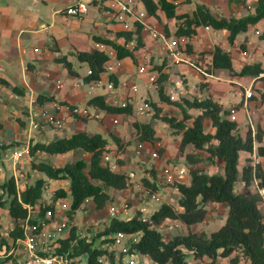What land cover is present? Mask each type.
I'll list each match as a JSON object with an SVG mask.
<instances>
[{
	"label": "trees",
	"instance_id": "trees-1",
	"mask_svg": "<svg viewBox=\"0 0 264 264\" xmlns=\"http://www.w3.org/2000/svg\"><path fill=\"white\" fill-rule=\"evenodd\" d=\"M238 1L242 4L246 0ZM149 16L160 19V13L166 18H173L178 22L174 34H185L193 37L197 29L203 26L212 27L215 30L226 31V41L234 45L237 35L255 25L259 20L264 21V0H255L253 10L239 16H218L213 14L204 3L196 4L194 9L188 12H177L178 3L175 0H139ZM165 33L168 30L164 27ZM135 34V37L133 36ZM264 39V27L259 35ZM116 38H105L93 36L94 41L110 46L114 50L115 58L125 59L127 57L135 61V52L144 43L141 39L140 27L133 31H117ZM121 37L123 43L116 39ZM135 39V45L129 48L125 44ZM245 42L239 44L241 50L245 49ZM186 51L203 55L208 53L210 60L205 62V69L212 72L214 68H224L232 75L256 76L264 73V67L260 61L243 63L239 70L234 64V54L226 51L220 45L214 44L209 50H193L191 42L186 45ZM79 61L85 62L90 69L89 74L83 76L87 82L96 79L104 71V64L109 56L98 49L83 50L76 52ZM70 74L76 73L70 62L63 61ZM166 66L165 60L162 64L155 66L160 71L158 81L162 82L168 78V72H161ZM116 82V76L109 75ZM264 79V75L262 76ZM158 99L161 102H169L168 96L164 94L161 84L157 90ZM264 97V92H261ZM181 102H174L179 108L178 115H159L160 107L156 102H150L158 118L174 131L180 133L178 151L185 156L188 163L187 179L175 180L171 186L177 191V209L170 203H162L160 207L150 215L152 224H159L165 219L178 220L186 228L184 232H177L164 239L161 232L151 227L149 222L139 218V210L129 219L112 217L98 235H110L116 231L127 233H139V238L133 246L156 264H187L189 257L198 261L208 259L205 264H217L219 258L226 259V264H242L241 258L248 261L247 264H264V213L260 208L262 196L258 192H251L250 187L253 180L258 187L264 189V131L257 128L254 133L248 128L245 135H241L239 123L229 120L226 116L227 110L210 96L199 98L195 96L182 97ZM87 104L97 106L107 113L118 116H132V105L112 106L109 105L103 94H95L88 98ZM190 108L197 109L196 114H191ZM84 117L82 120H87ZM206 122L210 123L212 131L205 129ZM134 135L140 141H158L155 129L148 121H141L134 117L132 122ZM111 139L118 149H124L129 140H122L118 135H111ZM122 140V142H121ZM108 140L99 132L89 134L86 130H78L68 136L54 138L48 142H36L29 145V154L41 151L50 155L64 154L80 149L88 154V160L77 158L65 162L60 166L53 165L50 161H31V168L45 175L44 178L37 177L30 184L22 188L16 186L13 176L0 182V209H5L13 227L9 230L7 237H1L0 241L5 245L4 252L0 254V264H18L14 249L17 239L22 237V229L19 222L28 215V210L22 204L36 206V202L42 197L43 185L46 179L69 180L68 192L59 188L55 191L49 203L43 202L38 205L36 216H42L44 210L54 206L58 197L70 196L71 203L67 211L68 219L72 220L75 210L85 198L93 200L96 206L106 205L110 199L109 190L122 191L125 189V173L111 171L103 162L102 156ZM9 144H1L0 149L8 147ZM202 152L204 158L219 160L222 163V173L218 170L206 172L198 165L201 158L187 152L188 148ZM164 148L159 149L162 153ZM248 153L246 162L238 168L239 152ZM121 162L120 160L118 161ZM150 176H142L140 181L143 186L151 191L161 189L154 167L150 168ZM241 184L246 191L236 190ZM213 202L224 203L227 207V215L223 224L208 235L202 231L190 229L194 224L203 221L207 216L206 205ZM34 221V219H31ZM110 239L102 238L101 243ZM94 235L90 238L80 235L76 224L70 226L66 236L59 239V246L54 248L58 254L67 258H85V264H102L101 256L106 249L99 248L94 244ZM77 261L74 260L73 263Z\"/></svg>",
	"mask_w": 264,
	"mask_h": 264
},
{
	"label": "built area",
	"instance_id": "built-area-1",
	"mask_svg": "<svg viewBox=\"0 0 264 264\" xmlns=\"http://www.w3.org/2000/svg\"><path fill=\"white\" fill-rule=\"evenodd\" d=\"M90 1L91 0H68L63 11L67 15L81 18L86 14ZM137 3H139V0H102L100 10L101 14L109 19V21L119 24L120 31H133L139 26L141 39H143V35H146L155 42L157 52L160 54V61L156 63H151L149 61V47H146L144 44V46L136 51H139L138 54L135 52L136 58L135 61L132 62V70L125 69L124 61L115 58L112 47L100 42H95V49L103 50L109 58L105 62L104 71L99 77L87 81L85 84H88L91 91H94L98 86H102L105 90L102 94L109 105L126 106L130 104L132 105V116L139 120H147L156 114V110L150 102L138 96V84L132 79L133 76L143 78L145 84L154 85L156 83L157 86L160 71L155 66L162 64L164 60L165 62L167 61V64H186L204 78L213 75L210 71L205 69L206 66L203 67L200 64V60L196 58L195 55H191V53L186 51V45L191 42V37L185 34L176 35L174 32L172 34H166L164 29L158 26L154 18L149 16L145 9L139 8ZM204 28L208 29L209 26H204ZM254 32L255 34H259L260 30L256 29ZM133 36L135 37V34H133ZM246 43L247 45L251 44L249 40ZM125 45L132 48L135 45V39L130 40ZM33 50L38 51V48H34ZM89 73L90 69L87 70L86 74ZM109 75L116 76V82L113 81ZM263 75L264 73L260 72L255 77L260 78ZM169 78L168 81H172L173 83L172 87H167V80L159 82L160 85H164V94L168 96L169 99V102H156V105L160 107L159 115H178L179 108L174 102H181L180 98H182L183 95L195 94L196 86L194 84L184 88L179 75H174L171 79ZM252 82L248 87L243 89L244 100L242 102V107L249 119L251 131L254 133L255 128L253 124H251V114L253 110L248 106V100L253 96V90L251 88ZM56 86L58 88L61 87L60 84ZM163 104L167 107L166 114H162L161 111ZM90 109L93 111H90ZM226 110L227 118L237 121V107L231 106L229 109L226 108ZM37 111L41 120L56 129L69 125L74 126V121L76 119H82L84 117L100 118L105 112L103 109L90 104L77 106L75 104H68L55 100L51 101L48 105L38 107ZM109 119L113 125L120 126L118 115L112 114ZM129 141H131L127 145L130 149L129 155L119 152L115 146L106 144L102 156V162L111 171H124L126 187L122 191L126 192V196L122 198L121 202L108 203L102 207L96 206L90 198H85L79 206V208L85 207L83 212L85 223L89 225L88 228H92L94 231L95 246L106 249V253L100 258L102 264H156L151 261L147 255L139 252L133 246V244L138 241L139 233L116 231L110 235H98L112 217L117 216L129 219L139 210V218L144 222H149L151 227L157 228L164 239L173 235L169 234V231H165L166 229H174L176 232H180L183 229V224L178 220L165 219L161 223L155 225L151 223L149 217L165 202L172 204L177 209L176 201L172 197V193L177 194V191L171 184L175 180L187 179L188 165L176 166L172 162H165V160H162L158 173L156 171L158 184L161 185V189L151 191L143 186L140 179L143 175L147 177L151 175L146 169L152 168L151 163L155 159H160L159 149L161 148V144L159 140L154 142L140 141L136 135H132ZM187 152L196 156L199 155L198 151L190 147L187 149ZM28 156L29 146H23L13 150L11 154L13 165H16L19 160ZM181 158L185 159V156L182 154ZM119 160L121 161L120 163L118 162ZM146 163L148 164L146 168L143 169L142 166H145ZM137 172H140V175ZM15 182L16 186L20 188L19 185L21 184L19 181L17 182V180H15ZM68 186L69 180L67 178L46 179L43 185L42 197L36 202V206L25 203L22 204L23 208L28 210V215L19 222V227L22 229V237L17 239L16 263L73 264L76 258H67L65 255L58 254L54 251V248L60 244L59 239L66 236L70 226L75 224L74 216L72 220L67 217L71 199L67 204H64L65 202L62 201L61 208H58L56 205L57 201L65 198L59 197L56 199L55 205L52 208H46L42 216H36L40 203H49L55 191L59 188H63L68 192ZM248 189L251 190V192H258L261 194L263 199L260 203V208L264 213V189L258 187L255 180L252 181ZM167 190V196L169 195V197L166 196ZM31 219H34V221ZM12 227L10 229H12ZM86 235L88 236V233ZM106 237L110 240L106 243H101V239ZM16 249H14V251ZM21 255H24V257L22 258ZM189 263L197 264L196 259H194L192 255L188 259V264Z\"/></svg>",
	"mask_w": 264,
	"mask_h": 264
},
{
	"label": "crops",
	"instance_id": "crops-1",
	"mask_svg": "<svg viewBox=\"0 0 264 264\" xmlns=\"http://www.w3.org/2000/svg\"><path fill=\"white\" fill-rule=\"evenodd\" d=\"M101 1L102 0H91L86 14L81 18H77L64 13L63 10L68 0H0V143L9 144L8 147L0 149V182L13 176L17 182L19 181L21 184L19 186L22 188L26 184L33 182L37 177L44 178L45 175L43 173L31 168V161H50L52 157H54L53 160H58L57 156H61L62 154L50 155L41 151H36L33 155H29L19 160L16 165H13L11 158L12 151L36 142H48L57 137L68 136L76 131V126L78 128L82 126L83 120L76 119L74 121V126L69 125L60 129L51 127L48 129L50 126L38 116V107L48 105L54 100L75 104L77 106H84L87 104L89 97L94 94H102L91 92V90L88 89L89 87L87 89L90 91H88L84 87L85 82L83 81V76L86 74L88 67H86L85 72L81 74L75 69V62L73 60V57L77 58L76 52L96 48L94 45L96 41L93 39L94 35L112 39L116 38V32L120 31L118 23L109 21V19L102 16L100 10ZM175 1L178 3L176 7L177 12L190 13L195 7V4L189 3L190 5L188 4L187 8H183L182 3L179 4L180 0ZM230 2L228 0H218V6L215 5L217 13L211 11L210 3L204 0H200L199 3H204L215 15L239 17L253 10L255 0H246L245 4L238 1H232L233 3ZM220 4H222V6ZM244 5L248 6L249 9L245 10ZM162 17L160 13V19ZM165 19L169 22V31H171L174 25L176 29L178 24L176 20L166 17ZM154 20L158 26L164 29L158 20L155 18ZM263 27L264 21L259 20L255 25L251 26V29H258L261 31ZM209 29L210 27L205 29L204 26L197 29V33L194 37L199 35L201 40L200 47L197 48L198 50H209L214 44H217L214 38H210L203 34ZM215 31L218 32V30ZM222 31L224 32L223 36H220V38H222L220 42H222V45H225V43L228 44L226 41V31ZM116 40L119 43L123 42L121 37H117ZM248 40L251 42L249 45L246 43ZM142 41L146 47H149L150 51H157L155 42L148 36L144 35ZM241 42H245L247 45L243 50L239 48V43ZM191 44L193 50H195V42H193L192 38ZM222 45L220 46L225 48L226 51L230 50V52L234 55H239V58L242 59L238 67H235L236 70H239L243 63L259 61V56L264 51V49L258 46L257 42L252 40L249 34H244L243 36L238 34L235 44H228L230 48ZM34 48H38V51H34ZM138 53L139 51L136 52V54ZM194 54L195 53H191V55ZM64 59L70 62L72 69L75 70L76 73L70 74L67 71L65 63L63 62ZM202 59L204 62L209 61V54L204 53ZM123 61L125 69L132 70V62L134 61L129 57L123 59ZM159 61L157 57L154 63ZM81 63L83 62H79V65H81ZM167 65L170 67L165 68V66L161 72L169 71V79L174 75H182L181 77L185 79L184 81L187 85L198 84L200 87H203L202 94L199 98L210 96L221 104L222 107L223 104L218 101V99L226 90L234 89L236 86L243 90L248 87L252 81L256 87L264 86V80L261 77L232 75L229 70L224 68H214L211 72L213 76L204 78L186 64L181 63L172 66L168 63ZM175 72L178 73L174 74ZM188 73L198 76L199 80L197 82H189L186 78ZM168 78L166 79L167 81ZM202 83L206 84L203 85ZM57 84H60L61 87L58 88L56 86ZM197 93L195 89V94ZM253 98L248 100L249 108L256 111V113H254L256 119L264 117V97L256 95V97ZM243 100L242 97V102ZM242 114V112L237 110V119H239V117L243 119L244 116H242ZM108 119V116H105L101 122L102 124H100L103 133L107 134L110 129V127L107 129ZM115 128L117 135L122 137L120 132L125 130L116 126ZM262 128L261 129L264 131L263 126ZM80 130L84 129L81 128ZM127 133L130 136L134 135L133 130ZM128 134H126L124 138L130 139ZM130 142L131 141H129V143ZM107 144L117 148L111 138L108 139ZM127 145L122 150L117 148L118 151L123 152L125 155H129L130 149ZM181 155L182 154L179 153L176 147V152L167 153L165 160L174 163L184 159L181 158ZM51 163H53V161ZM147 164L148 163L142 166V168L145 169ZM221 167L222 163L220 162V169ZM218 168L219 167L216 169L218 170ZM8 170L11 173L10 176H6ZM140 172H138L139 175ZM236 188L238 191L245 192V188L241 182H239ZM1 192L2 189L0 188V193ZM207 206H213V204L209 203L206 207ZM207 260L208 259L203 258L201 261H198V264H205ZM240 261L242 264L248 263V261L243 258H241ZM217 264H226V259L219 258Z\"/></svg>",
	"mask_w": 264,
	"mask_h": 264
},
{
	"label": "rangeland",
	"instance_id": "rangeland-1",
	"mask_svg": "<svg viewBox=\"0 0 264 264\" xmlns=\"http://www.w3.org/2000/svg\"><path fill=\"white\" fill-rule=\"evenodd\" d=\"M204 1L211 4L212 7L210 6V9H211V11L213 13H217L216 6H218L217 5L218 4V0H204ZM199 2H200V0H180L179 4L182 3V7L183 8H187L189 3H193V4L196 5V3H199ZM137 4H138L137 6L139 8L144 9L143 5L140 2L137 3ZM220 5L222 6V4H220ZM244 7H245V10L249 9L248 6H246V5H244ZM162 16H163V14H162ZM157 20L163 27H166L167 30L169 29V27H168L169 26V22L166 21L164 16L161 19H157ZM222 30L223 29H219L218 32H216L215 29L210 27V29L208 31H206L205 33H203V32L202 33L204 35L209 36L210 38H214L216 40L217 45H222V42H220V41H222L221 40L222 38H220V36H223V32H224ZM174 31H175V25L173 26L171 31H169V34L174 32ZM253 31L254 30H252L251 27H250L247 30L246 33L243 32V33H240L239 35L243 36L244 34H246V35L249 34V36L252 38V40L254 42H257L258 46H260V48L264 49V39L260 38ZM238 38H241V37H238ZM143 39H144V35H143ZM192 39H193V42H195V48H196L195 50H198L197 48L200 47V41H201L200 38H199V35H197L196 37L193 36ZM223 43H225V42H223ZM228 44L225 43V45H222V46L230 48V46ZM245 46H247V45H245ZM200 51H203V49H201ZM159 56H160V54H158L157 51H150V49H149V58H150L149 61L151 63H154V60L156 61L157 57L160 58ZM195 57L200 60V62H201L200 64L204 67L205 66V62L202 59L203 55H200V53H199V55H195ZM234 58H235V60H234L235 67H238V65L240 64V61H242V59L239 58V55H234ZM73 60L75 62V65H74L75 69L77 71H79V73L83 74L85 72V70H86V67H88L87 64L83 62V63H81V65H79V62H81V61H79L75 57H73ZM259 61L262 64V66L264 67V53H261V55L259 56ZM171 65L173 66L174 64H171ZM169 67H168L167 61H166V67L165 68H169ZM87 70H88V68H87ZM176 73H178V72H175L174 74H176ZM168 74H170L169 71H168ZM181 76L182 75H179V77L181 78L183 86L187 87L188 85L185 83V81H184L185 79H183ZM186 78H187V80L189 82H197L199 80L198 76H195V75L190 74V73L187 74ZM132 79L138 84V96H141L147 102H153V101L154 102H159L158 92H157L158 86L160 85L159 81H157V86H156V83L154 85L145 84L144 83V79L141 78V77L137 78V77L133 76ZM202 84L205 85L206 83H202ZM263 84H264V82H263ZM166 85H167V87H172L173 83H172V81H168L166 83ZM195 86H196V92H198L196 95L195 94L183 95V97H186V96H188V97H191V96L199 97L202 94L203 87H200L198 84H195ZM84 87L87 89L88 88V84H84ZM251 88L253 90L252 98L254 97V95H255V97H256V95H259V97H260L261 96L260 95L261 92H264V86L256 87L252 83L251 84ZM167 90H169V89H167ZM88 91H90V90H88ZM104 91L105 90H104V88H102V86H98V87L95 88V90L93 92L103 93ZM242 91L243 90H241L237 86L234 89H228V90H226L224 92V94H222L220 96L218 101H220L223 104V108L229 109V107H231V106H236L238 111L243 113L242 116H244V118L241 119L239 117V119H237V121L239 123V129H240L239 131H240L241 135L244 136L245 133H246V130L248 128H250V126H249V120H248V118H247V116H246V114L244 112V108L242 107V97H243V94H242L243 92ZM215 98H216V96H215ZM90 111H93V110L90 109ZM161 111H162V114H166L165 112L167 111V107L164 104L162 105ZM188 111L191 114H193V115L198 112V110L194 109V108H190ZM254 113H256V111L253 109V113L251 114L252 115L251 124H253L255 130H256V128H260V130H262L263 129L262 126L264 127V117L256 119V117L254 116L255 115ZM111 115L112 114H110V113L104 112L103 116H101L100 118L89 117L86 121H84V120L82 121L81 128L86 130V131L100 132L103 135V137H105L108 140L109 138H111V135H113V134L117 135V133L115 131L116 128L111 123L110 119H108L107 129L110 127V129L108 131V134L110 135V137H109V135L107 133H103L102 128L100 127V124H102L101 122H102V120L104 119L105 116H108V118H110ZM118 118H119L120 126H116V127L122 128V130H125V131H121L120 132L121 136H122L121 138H123L122 140H130V139L124 138V136L126 134H128L127 132L132 130L131 127H132V122L134 121V116H128V117L118 116ZM140 120L141 121H148L151 124V126L156 131V136L159 137L158 140H159V142L161 144V147L164 148L162 153H159L160 157L159 156L158 157L160 159H155L154 161L151 160V161H153L151 163V167H155V170L158 173V170L160 169V163L162 162V160H165V156L167 155V153L176 152V147L178 146L180 133H178L177 131H174V129L170 128L167 124H164V122L162 120H160V118H158L157 115H155V114L152 117H150L149 119H147V120L146 119H140ZM46 124L48 126H50L48 123H46ZM49 128H51V126L48 127V129ZM81 128H78L76 126V131L80 130ZM205 129L207 131H209V130L212 131L213 130V128L210 126L209 122H206ZM250 130H251V128H250ZM129 136L130 135L128 134V137ZM263 145H264V142H263ZM248 155L249 154L244 152V151H240L239 152V156H238V168L239 169L246 162V158L248 157ZM198 156L201 158V160L199 161L198 165L200 166V168L202 170H204L206 172H213L214 170H217L216 169L217 167H219L218 168V172L219 173L223 172L222 168L220 169V161L219 160L206 159V158H204L205 156L203 155V153H200V152H199ZM57 157H58V160H53L54 157L50 158V161L51 162L53 161L52 164L55 165V166H60V165L64 164L65 162L72 161V160H75L77 158H83L85 160H88V154L83 152L80 149H76L74 151H71V152H68V153H64L61 156H57ZM167 161L168 160H165V162H167ZM173 164H175L176 166H180V165L187 166L188 165V163H186L185 159H182V160H179L177 162H174ZM146 170L150 171V168L149 169L147 168ZM10 175H11V173L8 170L6 176H10ZM167 192H168V190L166 191V196H167ZM109 196H110V199L106 201V204L115 203V202H121L122 198L126 196V192H124V191H116V190H112L111 189V190H109ZM167 197H169V195ZM172 197H173V199L175 201L178 199V195L175 194V193H172ZM62 201L65 202L64 204L69 203V201H70L69 195H67L65 198H62V199L57 201L56 205H57L58 208H61ZM212 204H213V206H207V216H206V218L203 221L198 222V223L194 224L192 227H190L191 230H193V231H202V232H204L205 234L208 235L211 231L216 230L218 227H220L223 224V222H224V220L226 218V215H227V207H226V205L224 203H220V202H213ZM84 210H85V207L78 208L75 211V213H74V223L77 225L80 235H85V234L88 233V236L90 238L91 236H93L94 231H93L92 228H88L89 225L87 223H85V219H84L85 217L83 215ZM12 226H13V220L10 219V217L8 216L6 210L5 209H0V238L1 237H7L8 232H9V230H10V228ZM165 231H169V234L177 233L174 229H168V230L166 229ZM184 231H186L185 227H183L181 232H184ZM4 249H5V245L3 243H1V241H0V254H2L4 252ZM15 249H16V247H15ZM15 251H14V253H15V256H16L17 249ZM21 257L23 258L24 255H21ZM75 260H77V261H75L73 264H85V258L84 257H80V258L75 259Z\"/></svg>",
	"mask_w": 264,
	"mask_h": 264
},
{
	"label": "clouds",
	"instance_id": "clouds-1",
	"mask_svg": "<svg viewBox=\"0 0 264 264\" xmlns=\"http://www.w3.org/2000/svg\"><path fill=\"white\" fill-rule=\"evenodd\" d=\"M88 69H89V68H88ZM104 111H105V110H104ZM105 112H106V111H105ZM81 120H82V119H81ZM29 155H30V154H29ZM65 197H66V196H65ZM58 198H59V197H58ZM51 199H52V198H51ZM55 201H56V200H55ZM54 205H55V202H54ZM78 208H79V207H78ZM78 208H77V209H78ZM77 209H76V210H77ZM76 210H75V211H76ZM196 262H198V260H196ZM187 264H188V263H187ZM197 264H198V263H197Z\"/></svg>",
	"mask_w": 264,
	"mask_h": 264
},
{
	"label": "water",
	"instance_id": "water-1",
	"mask_svg": "<svg viewBox=\"0 0 264 264\" xmlns=\"http://www.w3.org/2000/svg\"><path fill=\"white\" fill-rule=\"evenodd\" d=\"M89 134H92L91 132H89Z\"/></svg>",
	"mask_w": 264,
	"mask_h": 264
}]
</instances>
